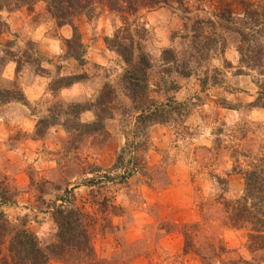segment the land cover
Segmentation results:
<instances>
[{"label": "clouds", "instance_id": "9594fccd", "mask_svg": "<svg viewBox=\"0 0 264 264\" xmlns=\"http://www.w3.org/2000/svg\"><path fill=\"white\" fill-rule=\"evenodd\" d=\"M0 264H264V0H0Z\"/></svg>", "mask_w": 264, "mask_h": 264}, {"label": "trees", "instance_id": "16d2710c", "mask_svg": "<svg viewBox=\"0 0 264 264\" xmlns=\"http://www.w3.org/2000/svg\"><path fill=\"white\" fill-rule=\"evenodd\" d=\"M71 2V0H70ZM169 70V69H168ZM136 75L139 76L142 79V70L141 69H137Z\"/></svg>", "mask_w": 264, "mask_h": 264}, {"label": "rangeland", "instance_id": "374dc122", "mask_svg": "<svg viewBox=\"0 0 264 264\" xmlns=\"http://www.w3.org/2000/svg\"><path fill=\"white\" fill-rule=\"evenodd\" d=\"M164 71H165V72H168V71H170V70H168V69H164Z\"/></svg>", "mask_w": 264, "mask_h": 264}]
</instances>
